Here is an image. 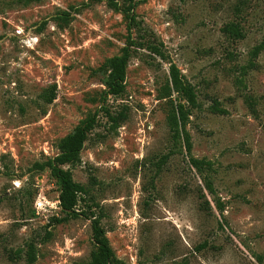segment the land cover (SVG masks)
<instances>
[{
    "label": "rangeland",
    "instance_id": "1",
    "mask_svg": "<svg viewBox=\"0 0 264 264\" xmlns=\"http://www.w3.org/2000/svg\"><path fill=\"white\" fill-rule=\"evenodd\" d=\"M116 2L0 0V264H27L30 243L33 264L88 263L91 219L62 211L57 179L33 164L93 116L79 161L64 167L85 189L76 211L99 217L119 264H264V49L250 57L264 0L139 1L129 31V2ZM230 22L243 38L221 30ZM129 34L124 90L111 94L106 60ZM172 63L196 91L190 154L211 161L214 194L171 140Z\"/></svg>",
    "mask_w": 264,
    "mask_h": 264
},
{
    "label": "trees",
    "instance_id": "2",
    "mask_svg": "<svg viewBox=\"0 0 264 264\" xmlns=\"http://www.w3.org/2000/svg\"><path fill=\"white\" fill-rule=\"evenodd\" d=\"M98 1V0H94ZM139 1L144 0H128L129 4L121 11L126 15L129 20L128 31L130 25L135 23L136 15L134 10ZM107 4L114 8L120 9L116 0H106ZM63 19L68 20L69 13L64 11L62 13ZM228 37L233 39L243 38L244 34L239 28V25L234 22L225 24L221 29ZM127 44L122 49L119 55L112 56L106 60V65L109 69L107 75L106 86L108 93L120 94L124 90V80L126 74L127 63L130 55V34L127 36ZM140 45H143L140 43ZM160 44L150 43L146 45V49L152 53L164 58V53L159 48ZM264 49V34L259 44L255 45L250 51L251 59L256 57L258 53ZM252 61L250 60L247 67H250ZM165 93L163 97H169L171 91L175 92L180 97V102L174 106L170 101V108L166 114V122L171 133V140L174 144H178L183 141L188 153L189 163L194 167L198 173L201 174L203 180V186L209 194H214V187L212 181L205 175L204 170L210 168L211 161L194 157L190 154L192 143L191 138L186 130V123L189 120V115L192 108L197 107V95L194 86L184 77L175 64H171L169 67V80L165 83ZM48 100L52 101V98ZM215 112H224V109L219 107V103L215 101L211 106ZM111 120L115 121L114 117ZM96 117H90L83 120L80 125L76 126L74 130L65 136H63L58 143L59 152L43 162H35L34 168L37 170L49 169L51 174L57 179L60 188L59 192V206L62 211L71 213L72 215H83L91 219L92 237L96 249L92 252L91 257L87 264H119V260L114 255L112 248L109 244L108 238L104 228L100 224L98 216L94 215V212L90 209L88 211L81 210L76 211V205L80 196L85 193V189L79 183H76L72 179L70 168H65V165H74L79 161L80 152L84 146V142L87 138L88 132H90L96 125ZM167 155L162 157L166 159ZM162 162V161H161ZM204 193H201V196ZM215 205L221 212L223 210L222 202L215 199ZM207 202V201H206ZM36 260V255L32 243L28 245L26 251L27 264H33Z\"/></svg>",
    "mask_w": 264,
    "mask_h": 264
}]
</instances>
